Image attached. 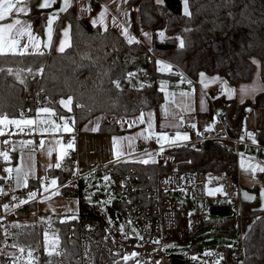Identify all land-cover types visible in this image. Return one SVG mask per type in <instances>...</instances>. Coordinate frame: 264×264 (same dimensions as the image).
Instances as JSON below:
<instances>
[{"label": "trees", "instance_id": "16d2710c", "mask_svg": "<svg viewBox=\"0 0 264 264\" xmlns=\"http://www.w3.org/2000/svg\"><path fill=\"white\" fill-rule=\"evenodd\" d=\"M28 1L32 9L28 16L35 23V30L43 33L53 9L37 7L35 0ZM132 1L141 6L143 23L154 32L153 47L141 40L129 41L117 29L102 28L86 16H76L74 8L61 12L54 42L65 19L71 21L73 38L65 50L0 52V116L19 117L23 110L30 116L43 107L69 111L80 124L99 112L136 115L164 103L163 81L184 73L195 82L203 71L219 73L236 84L252 77L255 58H264V0ZM185 2L189 5L188 12L184 10ZM96 5L93 0V7ZM64 99L70 100L72 107L67 108L62 103ZM263 106L264 90L254 99L230 100L222 119L229 134L233 138L243 136L248 110ZM104 129L121 131L101 127ZM255 134L264 143V129L256 130ZM163 150L174 159L152 162L128 159L118 163V169L123 171L133 168L144 204L155 205L157 211L164 201L161 178L174 169L205 171L212 184L222 183L227 176L240 184L239 153L224 140L206 137L197 143L174 144ZM4 165L6 162L0 167ZM61 171L57 170L63 182L72 176L68 170ZM0 173L1 181L5 177L3 170ZM258 178L264 185V171L258 173ZM36 183L32 180L24 189ZM64 188L65 193H71L72 188ZM82 203L83 209L85 200ZM242 204L245 261L264 264V208L258 200H243ZM34 205L29 204L18 213L27 214ZM52 216L48 221L59 230L56 250H62L64 263L59 261L55 250H47L45 226L13 224L10 241L25 250L39 252L34 264H84L78 257L81 245L78 233L70 237L77 216L66 213ZM223 223V231L233 233L236 226L233 217L228 216ZM0 260L1 264H20L6 256L0 255ZM92 264H133V260L126 261L100 250Z\"/></svg>", "mask_w": 264, "mask_h": 264}, {"label": "crops", "instance_id": "0c3cea01", "mask_svg": "<svg viewBox=\"0 0 264 264\" xmlns=\"http://www.w3.org/2000/svg\"><path fill=\"white\" fill-rule=\"evenodd\" d=\"M96 1L97 5L94 8L93 0H35L37 7L53 9L44 32L39 33L35 30V23L28 16L32 10L28 0H0V52H42L51 51L52 48L65 50L72 42V23L65 19L54 42L55 25L60 13L71 8L75 9L76 16H86L93 24L102 28L117 29L129 41L141 40L146 46L153 47L154 32L143 23L140 5L131 0ZM156 1L160 3L163 0ZM254 62L255 71L252 77L236 84L219 73L210 74L203 71L195 82L184 73L164 81L166 94L164 103L161 102L156 108L145 109L136 115L121 116L111 112H99L80 124L69 111L58 112L54 108L43 107L30 116L12 118L0 116V165L6 162V165L0 167V171L3 170L5 178L7 176L13 178V187L17 189H24L32 180H36L37 183L33 186L40 189L42 199L56 190L64 192L63 189H66L64 187L72 188L71 193L73 190L79 193L78 203L69 202L61 197L62 195H57L46 203L47 205L45 204L47 207L45 209L53 211L52 215L66 213L77 216L82 201L85 200L78 190L82 189L81 185L79 188L77 185H68L69 180L61 181V175L57 172L59 169L62 173L68 170L74 176L68 167L70 162L68 150L74 144L69 141V135L75 131L79 134L75 142L77 147L75 169L82 175L91 174V171L101 163L120 159H132L137 162L166 160L156 149H149L154 145L153 138L159 137L162 141L161 132L166 133L165 139L163 138L166 140L165 143L159 144L164 147L185 143L195 138L201 131L212 132L215 130L214 121L218 117L225 119L230 100L243 102L254 99L258 92L264 90V58H255ZM184 83L193 88L191 90L184 88ZM62 103L67 108L72 107L70 100L64 99ZM248 111L245 116V134L226 141L235 146L239 153L240 189L242 186L253 188L263 185L258 173L264 171V143L261 144L255 131L264 129V106L251 107ZM232 112L234 113V108ZM31 122L36 123L35 131L23 136L20 134L13 136L10 142L14 150L5 149V139L9 137L7 135L9 124L19 127ZM188 122L194 123L196 128L194 130L185 128ZM103 126L121 131L101 130ZM243 154L248 155L253 161L249 168L242 164ZM3 180L4 178L0 183ZM71 204L78 207L76 212L69 213L63 209L70 207ZM40 205L39 203L38 207L43 216L41 221L51 219L53 216H49L45 210L42 211ZM37 219L38 217L33 214L18 213L14 221H7V225L9 223L10 225L5 230L7 234L0 248L2 257H10L20 264H34L37 261L35 259H38L39 252L25 250L21 245L10 241L11 225H36ZM52 237L56 239V233L48 231L47 250H50L51 246L48 239Z\"/></svg>", "mask_w": 264, "mask_h": 264}, {"label": "built area", "instance_id": "2783aa9c", "mask_svg": "<svg viewBox=\"0 0 264 264\" xmlns=\"http://www.w3.org/2000/svg\"><path fill=\"white\" fill-rule=\"evenodd\" d=\"M183 87L193 88L185 83ZM21 115L26 116V112L23 110ZM214 127V131H201L195 138L189 139L185 143H197L206 137L224 141L235 139L229 134L227 126L220 117L214 121ZM185 128L194 130L196 127L194 123L188 122L185 124ZM35 129V122L19 127L9 124L7 133L9 137L5 139V149L14 150L10 142L13 140V136L17 134L23 136ZM78 135V132L75 131L68 136L69 141L74 143L68 150L70 160L68 167L74 176L70 177L67 183L72 186H78L83 177L75 169L77 162L75 142ZM159 141V137L153 138L154 145L149 149L162 147L163 145H159ZM124 160L104 162L91 171L95 173L110 172L112 186L119 196L113 199V205L109 206V210L104 208L101 202L85 200L83 209V203L81 204L70 237L76 236L78 233L81 243L78 257L84 264L94 263L96 253L100 250L113 256L122 257L126 261L132 259L133 264H176L175 258H178L179 263L177 264H185L187 259L181 253L183 248L196 253V258L204 264L234 262L247 264L244 237L241 232L243 200L240 194V184L234 181L233 177L227 176L223 181V189H216L212 192L213 184L209 181L210 175L205 171L174 169L161 178L160 184L162 185L161 190L164 192V201L162 207L157 211L154 208L155 205L144 204L143 195H140L141 189H139L141 185L137 177L133 175V168L125 171L118 169V163L124 162ZM12 179L11 176H7L0 183V248L7 234L5 230L10 225V223L7 225V221H14L18 211L32 203L35 205L27 213L38 217L36 225L45 226L44 230L47 232L58 233L59 230L48 219L41 221L43 216H41L38 207L39 200L42 198L40 189H35L34 186L28 190L17 189L13 187ZM218 184L220 183L217 182ZM81 190H79L80 193ZM192 198L203 204L197 205V211L190 212L188 209H192L194 206ZM223 205H227L230 212H233L235 230L240 238L235 243L201 246V241H204L202 232L212 223L208 220V212L210 209L214 212L215 206ZM174 250L177 252H172ZM56 252L60 257L59 261L64 263L66 259L62 250L58 249Z\"/></svg>", "mask_w": 264, "mask_h": 264}, {"label": "rangeland", "instance_id": "374dc122", "mask_svg": "<svg viewBox=\"0 0 264 264\" xmlns=\"http://www.w3.org/2000/svg\"><path fill=\"white\" fill-rule=\"evenodd\" d=\"M188 3L185 2V7L184 10L188 12ZM167 81V80H166ZM164 83V81H163ZM188 89V88H186ZM192 89V88H191ZM190 89V90H191ZM162 137L165 139L166 133L161 132ZM159 142V144L165 143L166 140H163ZM167 147V146H165ZM164 146L156 148V151L160 154H162L163 157H165L166 160H171L174 159L172 155L167 154L164 152ZM155 150V149H154ZM249 156L243 154L242 157V164L244 167H250L253 164V161L250 159ZM164 160V161H166ZM111 175L110 172H92L91 174L83 175V177L80 180V187L82 188L81 190V197L82 199L90 202H101L104 208L109 210V206L113 205L114 198L119 196V193L114 190V186H112V181H111ZM78 185V186H79ZM224 182L220 183L217 185V183H214L211 187V191L214 192L216 189H223ZM77 186V187H78ZM214 186V187H213ZM79 188V187H78ZM80 190V189H78ZM240 194L242 195V200H258L260 205L264 208V186L260 184L259 186H255L253 188H249L247 186H242ZM57 195H62L64 199L68 200L69 202H75L78 203L79 201V193L77 191L73 190V193L67 194L62 192L61 190H56L52 194L44 197L43 199L40 198L39 203L41 204L40 207L42 208V211L45 210V212L49 213L48 215L51 216L54 212L53 211H48L45 209L46 203H49L53 198H56ZM192 202L194 203V206L192 209H188V211L192 212L197 211V205H202V202H197L194 201L192 198ZM46 204V205H45ZM78 206V205H77ZM47 208V207H46ZM64 210H68L69 213L71 212H76L78 207L76 208L75 204H71L70 207H64ZM233 212H229L227 214H217L211 211L208 212L207 217L209 221H212L210 227H206L203 230V238L204 241H201V246H206L211 244H229V243H235L238 241L240 236L238 235L237 231L234 229L233 233L227 234L225 230L221 227L223 221L229 216L233 217ZM224 224V223H223ZM56 233V232H55ZM49 244L51 246L49 247V251H56V248L58 247V238L57 240L55 237H52L48 239ZM172 252H177L176 250ZM182 255L187 259V262L185 264H204L200 259L196 258V253L188 251L186 248L182 249ZM39 255V254H38ZM33 258V256L31 255ZM33 260V259H32ZM37 260V258L35 259ZM31 262V261H30ZM174 262L177 264L178 258L174 259Z\"/></svg>", "mask_w": 264, "mask_h": 264}, {"label": "water", "instance_id": "95a60500", "mask_svg": "<svg viewBox=\"0 0 264 264\" xmlns=\"http://www.w3.org/2000/svg\"><path fill=\"white\" fill-rule=\"evenodd\" d=\"M214 212L217 214H227L228 212H230V209L227 205H223V206H215L213 208Z\"/></svg>", "mask_w": 264, "mask_h": 264}, {"label": "bare ground", "instance_id": "6f19581e", "mask_svg": "<svg viewBox=\"0 0 264 264\" xmlns=\"http://www.w3.org/2000/svg\"><path fill=\"white\" fill-rule=\"evenodd\" d=\"M177 263H179V261Z\"/></svg>", "mask_w": 264, "mask_h": 264}]
</instances>
